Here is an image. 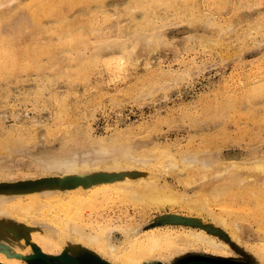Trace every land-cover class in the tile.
I'll return each instance as SVG.
<instances>
[{
	"label": "rangeland",
	"instance_id": "rangeland-1",
	"mask_svg": "<svg viewBox=\"0 0 264 264\" xmlns=\"http://www.w3.org/2000/svg\"><path fill=\"white\" fill-rule=\"evenodd\" d=\"M103 5L99 9L91 2L84 13L67 11L71 15L67 20L75 26L92 14L98 34L90 35L91 43L74 41L64 45L60 35L50 36L46 42L62 45L55 51L56 58L62 57L55 70L29 68L31 59L22 52L18 65L24 71L15 77L5 75L7 81L0 83V184L47 176L31 168L34 156L62 148L71 135L81 151L89 150L84 143L88 139L113 140L120 149L130 143L142 153L155 150L151 156L158 158L150 157L145 165L138 161L132 175L136 178L142 173L150 183L167 185L188 197L209 186L208 177L212 179L218 171L216 166H240L246 164L245 160L264 156V90L259 89L264 87V0H109ZM54 17L51 14L43 22L56 24ZM99 34L114 41V48L102 46L96 51L101 43ZM85 59L97 62L85 67ZM40 60L47 65L51 59L43 55ZM101 60H114V71L98 65ZM65 66L72 74L71 80L64 74ZM141 152L138 154L142 156ZM165 154L166 158L167 154L175 156L179 170L184 156L183 162L211 159L214 165L211 171H178L171 158L164 159ZM201 172L208 174H202V180ZM232 175L236 181L244 182L241 188H236L238 182L226 196L223 194L225 198L220 197L218 202L225 201L226 208L218 203H211L209 208L213 214H224L225 223L229 219L227 225L238 223L242 230L240 241L228 237L229 227L223 230L224 224H210L208 217L181 205L145 206L142 211L113 196L84 211L83 218L103 219V226L110 229L117 244L126 238L122 230L139 226L142 230L177 232L203 229L209 237L229 247L227 252H221L216 246L195 244L155 254V260L167 264H253L245 248L263 240L259 229L264 230V182H258L249 170ZM248 190L254 191L249 201L246 197L252 192ZM227 195H234V200ZM238 196L242 197L241 204ZM243 202H247L245 208ZM229 205L235 210L228 209ZM201 216V221L196 219ZM11 217L17 220L14 224L27 227ZM32 218L27 217L26 223L35 219L49 226L47 220ZM43 229L50 232L53 228ZM81 253L90 255L87 250ZM90 253L112 264L107 255ZM54 258L50 264H60L58 256Z\"/></svg>",
	"mask_w": 264,
	"mask_h": 264
},
{
	"label": "bare ground",
	"instance_id": "bare-ground-1",
	"mask_svg": "<svg viewBox=\"0 0 264 264\" xmlns=\"http://www.w3.org/2000/svg\"><path fill=\"white\" fill-rule=\"evenodd\" d=\"M107 1L109 0H0V83L7 81L5 75L8 74L15 77L24 71L18 65V56L23 54L22 52H24L25 56L28 54L31 59L29 68H33L36 71L46 68L55 70L56 66L61 63L60 58L62 57L56 58L55 55V51L58 52L62 47L61 44L65 45L74 41L91 43L92 37L90 35L92 33L98 34V27L91 19L92 14L88 16L89 18L80 20L79 26H75V23L67 20L71 16L67 15V11L77 9L75 12L84 13L85 10L90 9L91 2L96 3V6L101 9ZM51 14L55 16L54 21L56 24L46 25L43 20ZM106 17L103 16L102 19L107 20ZM138 25L139 23H137ZM140 25L143 26L141 23ZM55 35H60L63 41H60V45L46 42L50 36L55 37ZM99 37L101 38V43L96 46V51L102 46L114 48V41H109L100 34ZM122 47L126 51V47L120 45V48ZM43 55L51 59L47 65L42 64L40 60ZM63 57L65 58V55ZM85 61L86 63H83L85 67H90L97 62V60L87 59ZM113 62L114 60H101L98 65H105L109 71H114ZM64 74L71 80L72 74L67 67ZM260 87L259 89L264 90L263 86ZM259 89L256 91L261 94ZM253 95L255 97V94ZM84 143L86 147H89V150L81 151V147L76 144L75 136L71 135L66 143L61 146L62 148L45 150L34 156V164L31 165V168L33 166L41 174L47 175L45 177L34 179L29 176V178L26 177V180L24 179L18 184H0V264H50L56 256L58 258L61 256L58 259L60 264H107L97 259L90 252L104 257L107 255V257L111 258L112 264H115V262L120 264H167L162 262L163 260H160L161 262L155 260V254L161 255L162 252H166L168 249L176 250L195 244H204L211 248L216 246L219 247L221 252L229 250L226 243L216 241L214 236L209 237L203 229L177 232L173 229L142 230L139 226H127L126 230L121 231L126 236L125 240L118 244L114 243L113 237L109 233L110 229L102 224L104 222L103 219L90 221L92 218H89L85 221V218H83V216H86L84 211H90L97 202L103 204L107 199H112L113 196L118 198L116 200L130 204L134 208H142V211H144L145 206L161 208L168 205L172 208V206L181 205L190 210V212H196L206 218L208 217L210 224H224L221 226L223 230H226V226L227 228L229 227L228 237L231 240L240 241V231L242 230L238 223L233 221L236 218L233 217L232 224L227 225L229 219L225 223L224 214L221 213L224 219L222 215L218 216L216 213L214 215L210 211L209 205L218 203V206L220 205L222 208L226 202L223 200L224 202L220 201L223 204H220L218 202L220 197L223 199V194L225 195L227 190L230 191L238 182L239 184L242 183V180L240 182L233 178L234 175L232 174L234 172L249 170L250 173L255 175L254 177L258 179V182H264V156L253 160L249 159L250 161L245 160L246 164L240 166H237V164H223L220 168L216 166L218 171L213 175L214 177L212 176V179H210L211 176L208 177L209 186L188 197L176 193L177 191L167 185L159 187L155 183H150L140 173V170H136L140 173V177L135 178L132 175L134 173L131 170L136 169L134 168L135 164L137 165L140 162V164L143 163L142 165H145V160L150 157L158 158L156 155L151 156V153L153 154L155 150H152L153 152L151 153H148L149 151L146 153L143 151L142 153L140 150L141 156V154H138L140 153L139 150L130 143H128L130 145L126 144L127 148L125 147V149L117 148L118 146L114 145L113 140L109 142L104 139L99 141L88 139ZM0 149H3V146ZM119 149L121 154L118 153ZM147 153L150 155L148 156ZM161 153H159V157H161ZM144 154L148 157L144 156ZM167 155L169 159L173 160V168L176 167L178 171L186 168H195V170L205 172L207 170L211 171L214 165V160L211 159L198 160L192 158L194 161L192 163L183 162L185 160L184 156L181 161L182 168L179 170L177 167H179L180 163L175 162L177 161L173 159L175 156L170 157L169 155L171 154ZM164 156V159H168L166 154ZM196 163H198L199 167H197ZM122 164L128 166L125 167L123 165V167ZM161 167L164 166L161 165ZM202 172L201 177L202 174H205ZM206 175L208 174L204 176ZM244 179V181H248L246 177ZM247 179L252 180L253 178L250 179L248 177ZM239 184L236 188L242 186ZM258 184L260 185V183ZM261 185L259 187L264 184ZM251 186L248 187L250 188ZM251 192L252 194L250 195L249 193ZM253 192L250 191L248 193L250 197L246 194L247 200L248 198L250 200ZM255 192L256 194L254 195H257V190ZM232 196L229 195L228 197L232 199ZM238 197L239 200L237 202L240 203L242 197ZM260 200L263 202V198ZM247 202H243L245 206H241L245 208ZM260 202H257V204L262 206ZM254 204L253 207L256 206ZM242 207L239 208L241 209ZM230 208L232 206L228 207V209ZM232 209L235 210V208ZM11 216L25 223L23 225L27 227L24 229L14 224L17 220ZM202 216L196 219L201 221L203 219ZM27 217L47 220L49 226H42L35 219L32 220L35 223H26ZM103 218L106 217L104 216ZM227 218H229L228 215ZM261 218L263 219V217ZM237 222H239L238 219ZM43 227L53 228V231H44ZM260 229L259 233L263 236V240L257 241V244L248 245L246 243L245 249L250 252L248 255L251 256L253 264L260 261L261 264H264V244H262L264 243V230ZM258 242L261 244L258 245ZM84 250L89 251L90 255L81 253Z\"/></svg>",
	"mask_w": 264,
	"mask_h": 264
}]
</instances>
